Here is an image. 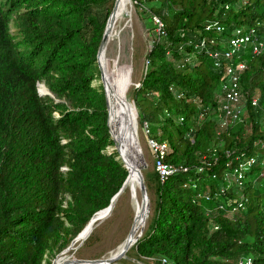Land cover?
Listing matches in <instances>:
<instances>
[{
  "label": "trees",
  "instance_id": "1",
  "mask_svg": "<svg viewBox=\"0 0 264 264\" xmlns=\"http://www.w3.org/2000/svg\"><path fill=\"white\" fill-rule=\"evenodd\" d=\"M113 1L0 0V264H42L47 250L59 241L67 245L109 203L126 175L112 148L103 88L91 84ZM156 1L150 11L161 25L150 27L159 29L130 98L138 123L146 121L156 138L168 142L165 160L186 170L163 181L154 169L145 172V186L153 190L151 214L129 249L154 264H238L240 256L264 264V181L220 190L223 171L250 156L254 162L244 174L264 170V128L249 104L254 87L264 94V51L242 54L245 118L221 132L210 118L193 127L188 122L198 103L217 106L221 77L195 44L204 38L212 49L216 44L207 40H224L232 26L264 22V0ZM133 2L143 11L140 0ZM207 22L226 29L215 32ZM38 81L46 93L38 92ZM204 186L227 205L239 194L243 208L206 212L198 196ZM209 222L216 228L208 230ZM106 264L144 263L121 257Z\"/></svg>",
  "mask_w": 264,
  "mask_h": 264
},
{
  "label": "rangeland",
  "instance_id": "2",
  "mask_svg": "<svg viewBox=\"0 0 264 264\" xmlns=\"http://www.w3.org/2000/svg\"><path fill=\"white\" fill-rule=\"evenodd\" d=\"M140 1L143 11H138L136 4L133 2V0H130L131 14L128 19L125 20L128 22L124 23V21H122L116 24V30H118V32L116 36L107 42V47L104 51L105 62L103 69L106 73V76L115 92L122 98L127 99L132 107L133 105L130 98L132 86L137 83L142 74L145 61L144 54L152 42L153 33L158 30L157 27L150 29V27L153 25V22L155 21L153 15L151 14L150 6L157 4V1ZM111 7L112 6H110V9ZM206 58V62L211 65V60L208 57ZM97 72L98 73L94 75L95 77L91 81V84L95 89L99 83L103 88L100 80L99 70ZM37 90L41 93L47 92L41 81L37 82ZM251 96H254L258 99V104L250 108L252 118L259 120L261 123V128H264V123L262 122V116L264 114V94H261V91L257 87H254L251 91ZM217 103L218 106L209 107L202 112L201 116H198L197 113L192 117V119H189L188 122L190 126L193 127L194 125H197L198 122L203 118H210L214 121L216 131L221 132L227 126H230L232 123H234L235 121L232 122L229 119L224 121L223 113L219 108L220 101ZM57 113L58 111L56 110L52 112L53 115H56ZM134 113L135 118L130 129V133L133 130L134 134L131 143V153L137 167L141 172L144 182L145 172H151L153 169L152 158L146 146L144 134L138 123L135 109ZM239 116L242 118L247 116L246 106L240 109ZM225 122H228L229 124L226 125ZM243 127L244 132L249 131V125L246 121ZM113 142L115 141L113 140ZM110 148L111 147L107 146L106 150H109ZM112 148L114 147L112 146ZM248 179L251 180V183L254 184V186H261L262 182L264 181V170L259 171L257 175H254V172H251L250 174H244V180ZM232 181V172L228 170L223 171L220 184H230L229 187H231L233 186ZM145 190L148 197V210L144 217V223L141 227L142 229L138 228V230L134 232L135 236L140 233V230H143L146 221L151 214L150 207L153 197V190L150 186L147 188L145 186ZM204 191L205 192L203 193L200 192L199 195L207 193L206 188ZM237 197H240V195L237 194ZM66 200L67 196H62V204H64ZM202 200L205 202L206 206H212L214 204V201L206 202L204 199ZM113 202L111 209L108 212H105L100 220H93L92 223L87 227L84 234L77 240H70L65 246H61V241H59L52 248L47 250L42 264H51L52 262H54L53 264H58L62 263L64 260L70 259L104 258L120 250L135 218L136 210L134 205L138 206L141 202V192L137 190L133 195L130 190H122ZM213 225V222H209L208 230H213ZM67 246L68 248L66 249ZM113 250H115V252ZM122 257L135 263L143 262L144 264H154V260L151 257L135 256L129 247L123 252ZM136 258H138V260H136ZM86 263L87 262L67 261L63 264Z\"/></svg>",
  "mask_w": 264,
  "mask_h": 264
},
{
  "label": "built area",
  "instance_id": "3",
  "mask_svg": "<svg viewBox=\"0 0 264 264\" xmlns=\"http://www.w3.org/2000/svg\"><path fill=\"white\" fill-rule=\"evenodd\" d=\"M243 2L245 0H242ZM238 0V3L242 2ZM227 7V4L224 5ZM158 26L161 22L157 17L153 16ZM158 28V27H157ZM205 28L212 29L215 32H223L226 27L222 23L218 22H207ZM159 29V28H158ZM209 43L216 44L215 48L208 49L205 47L206 39L199 40L195 46L206 54L211 60V66L215 69L220 70L221 77L216 86L214 95L218 101H220L219 108L221 109L224 121L229 119L235 121L239 117V112L242 107L245 106L244 98L242 97L241 87L239 84V76L244 70L246 63L242 54H258L264 51V22L255 21L252 24H240L234 25L229 30V35L224 40H217L213 37L207 40ZM172 88V87H170ZM178 96V94H176ZM249 104L254 107L258 104V99L254 96L249 98ZM218 106V103H217ZM198 116L202 115V112L209 108L208 105H202L198 103ZM181 116L177 117L180 121ZM223 121V122H224ZM264 122V114L262 116ZM200 122V121H199ZM198 122V123H199ZM226 125L229 124L225 122ZM141 130L145 137L146 146L150 152L152 158V166L156 172L160 181H163L167 176L172 173L185 171L186 166L181 164H173L165 160L167 151L169 150V144L166 140H160L156 138L154 133L150 130L149 124L146 121H142L140 124ZM192 140V138L190 139ZM228 152L226 151V154ZM254 162V157L250 156L246 161L239 163L236 167L230 171L233 174L232 185L235 188H240L244 181V171L247 169L249 164ZM198 167L197 170H200ZM212 178L215 174H210ZM230 185V184H229ZM229 185H220V190L229 188ZM206 202L214 201L212 206H206L205 211H209L213 208H218L222 212H236L237 209L243 208V199L240 196L237 202L227 205L218 199L217 194L210 196L208 193L199 195ZM216 225H213V229ZM238 264H252L250 256H240L237 259Z\"/></svg>",
  "mask_w": 264,
  "mask_h": 264
},
{
  "label": "bare ground",
  "instance_id": "4",
  "mask_svg": "<svg viewBox=\"0 0 264 264\" xmlns=\"http://www.w3.org/2000/svg\"><path fill=\"white\" fill-rule=\"evenodd\" d=\"M130 14H131L130 0H116L115 1V6L107 21L104 45L102 46V48L100 49L97 55V63H98L99 72L101 73L102 78H103V81H102L103 89H104L106 101L109 107L108 125L110 129L111 138L113 137L112 140L115 141V144L118 147L117 151L119 153V158L121 159L128 173L126 182L123 184L122 190H125V189L130 190L131 193L134 195V193L137 190L140 191L138 187V176H139L140 170L137 167L134 161L133 155L131 153V143H132L134 134H133V130L130 133V129H131V126L133 125L132 123L135 118L134 108L131 106L130 102L127 99L122 98L119 94L115 92V90L113 89L103 69L104 62H105L104 51L107 47V42H109L114 36H116L118 32V30H116V24L122 21H124V23L128 22L125 20L128 19ZM128 106H129L130 112H129ZM115 199L116 198H114L112 202ZM144 200L145 202L146 201L148 202L146 190L145 192H143V194L141 193L140 204L138 206L134 205L135 210H136V211L134 210L136 214L133 220L134 232H136L138 228H141L144 223L143 222L144 220L143 221L141 220L143 212L145 213V210L142 209ZM111 207L112 206H110L107 212L111 209ZM92 221L89 222L87 225H85L79 237H81L84 234L87 227L92 223ZM113 251L115 252V250Z\"/></svg>",
  "mask_w": 264,
  "mask_h": 264
},
{
  "label": "water",
  "instance_id": "5",
  "mask_svg": "<svg viewBox=\"0 0 264 264\" xmlns=\"http://www.w3.org/2000/svg\"><path fill=\"white\" fill-rule=\"evenodd\" d=\"M115 1H113V5L111 7V10L107 16V19H106V22H105V25H104V28H103V32H102V35H101V38H100V41H99V44H98V47H97V50H96V55L95 57L97 58V55L100 51V49L102 48V46L104 45V40H105V32H106V25H107V21H108V18L115 6ZM99 70V69H98ZM100 74V80H101V83H102V86H103V78H102V75L101 73L99 72ZM103 92H104V89H103ZM40 93V91H39ZM104 100H105V108H106V111H107V117H106V124L108 126V132L110 134V130H109V125H108V118H109V107H108V104H107V101H106V96H105V92H104ZM110 137H111V134H110ZM112 139V138H111ZM114 145V149L117 151L118 150V147L117 145L115 144V142H113ZM119 157V155H118ZM143 164V163H142ZM141 164V165H142ZM123 165V163H122ZM124 166V165H123ZM126 178H127V172H126V175L122 181V184L121 186L117 189V191L112 194V196L110 197L109 199V203L104 206L103 208H100L98 210H96L91 216L90 218L87 220V222L85 223V225H87L89 222H91L92 220H100L101 217L105 214V212H107V210L110 208V206H112V200L114 198L117 197V195L121 192L122 190V187H123V184L125 183L126 181ZM138 187H139V190L140 192L143 194V192H145V185H144V182H143V178H142V175H141V172L139 173V176H138ZM142 209L145 210V213L143 212V215H142V221L144 220V217L147 213V210H148V202L144 200L143 202V206H142ZM85 225L76 233V235L71 239V241H74V240H77L80 236V234L82 233V230L83 228L85 227ZM140 233H141V230H140ZM140 233L138 235H134V227H133V224L131 225L125 239H124V242L120 248V250H118L117 252H115L114 254L110 255V256H106L104 258H94V259H70V260H64L62 261V263H58V264H63L67 261H75V262H87V263H90V264H106L110 261H113V260H116L118 259L119 257H122L123 256V252L136 240V238L140 235ZM68 248V246L66 247V249ZM54 262H52L51 264H53Z\"/></svg>",
  "mask_w": 264,
  "mask_h": 264
}]
</instances>
